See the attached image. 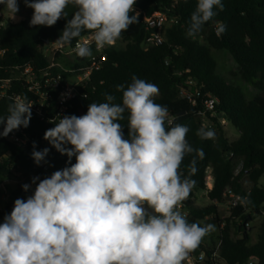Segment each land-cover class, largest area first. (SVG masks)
<instances>
[{"label": "clouds", "instance_id": "clouds-1", "mask_svg": "<svg viewBox=\"0 0 264 264\" xmlns=\"http://www.w3.org/2000/svg\"><path fill=\"white\" fill-rule=\"evenodd\" d=\"M137 0H23L33 10L30 26L52 27L67 18L69 5L76 10L56 43L71 48L72 41L89 32L96 49L114 46L122 33L137 24ZM11 15L19 12L18 0H0ZM224 10L222 0H197L187 35L195 36ZM225 29H217L220 35ZM81 58L91 57L88 41L72 49ZM122 92V102L112 94L101 103H89L83 115H64L47 129L44 139L70 166L41 179L26 199L17 198L0 223V264H184L215 224L190 223L178 210L195 186L196 159L185 176L181 165L202 149L186 139L189 127L175 123L166 105L155 102L157 85L132 76ZM32 103L17 98L0 116V137L29 126ZM127 113V117H125ZM127 119V135L121 121ZM200 139H214L215 131L200 128ZM39 166L50 149L35 150ZM75 157V163L71 159ZM31 185L25 183L27 192ZM241 203H250L248 196Z\"/></svg>", "mask_w": 264, "mask_h": 264}, {"label": "trees", "instance_id": "trees-1", "mask_svg": "<svg viewBox=\"0 0 264 264\" xmlns=\"http://www.w3.org/2000/svg\"><path fill=\"white\" fill-rule=\"evenodd\" d=\"M222 3L224 10L214 9L217 15L202 27L206 31L205 44H202L194 40L193 36L187 35L190 16L196 9L197 0H138L135 6L144 13L151 15L161 11L170 18H176L178 23L165 30L163 45L146 49L144 43L147 31L143 17H138L139 22L122 33L121 41L124 46H116L107 51L108 60L100 71L92 75L84 90L86 96L74 99L65 114L83 115L87 112L89 103L106 102V94L114 95L115 102L121 103L122 92L117 91V85L124 84L126 88L133 75L157 85L159 95L155 97V102L168 107L169 117L175 123L189 127L186 139L193 148L202 149L204 152L202 159L196 152L185 156L181 165V171L187 176L190 161L196 159L197 171L191 177L196 183L186 200L187 220L203 226L208 218H219L217 204L224 203V195L228 190L248 196L250 203H247V209L250 212L242 214L238 209L227 219L226 227L219 236L222 240L220 255L225 264H244L253 258L264 264V217H261L264 187L258 185V180L264 175V0H222ZM75 10L69 5L66 9L68 17L60 19L52 27H33L27 19L0 27V37L6 49L5 57L0 63V77H11L15 70H22L28 64L37 72L47 70L52 64V59L46 52L47 48L57 44L56 40L67 19L71 18ZM2 22L0 18V23ZM220 27L225 30L217 35ZM87 34L89 32H82L78 40ZM78 40L74 39L71 47ZM211 49L228 51L238 64L242 79L258 90V94L247 99L239 87L227 84L218 73ZM59 55L60 53L57 54ZM74 67L79 69L81 65L76 63ZM54 71L59 70L56 68ZM61 73L65 79L70 75L67 72ZM188 81H193L201 93L196 106L180 95ZM14 94L27 97L30 102L37 100V96L28 90L25 82L13 81L8 95L0 102V116L6 117L9 114L8 107L14 102ZM207 95L219 100L220 103L215 109L217 117L225 118L237 130L239 136L236 140H228L223 127L211 114H208L209 121L205 129L218 131L217 137L202 140L196 135L197 130L203 127L200 112L204 110L202 100ZM56 97L57 92L54 93V98ZM45 104L42 116L31 110L29 126L19 128L18 135L28 139L26 144L19 145L9 137H0V178L10 175L13 169L20 174L10 201L4 208L0 207V223L5 215L10 214L17 198L26 199L32 194L35 189V184L31 183L33 177L39 176L43 179L70 166L69 158L61 155L43 138L45 131L54 127L49 121L59 122L55 100H47ZM121 123L124 124L127 135V119ZM2 127L0 125V131ZM34 144L37 151L50 149L45 161L39 166L31 155ZM71 163H75V157L71 159ZM239 165L242 168L235 175ZM209 169L213 177V187L208 192V198L212 204L199 209L193 206L190 198L194 192L206 190ZM247 175L253 182L248 190L243 185ZM25 183L31 185L27 192L22 189ZM238 217L242 220L241 226L237 227V231L241 233L240 238H236L238 233H232L230 224ZM259 217L262 221L258 241L251 245L248 232H242L241 229L245 223ZM207 236L197 250L202 249L209 254L211 249L204 244ZM211 243L215 245L214 237L211 238Z\"/></svg>", "mask_w": 264, "mask_h": 264}, {"label": "built area", "instance_id": "built-area-1", "mask_svg": "<svg viewBox=\"0 0 264 264\" xmlns=\"http://www.w3.org/2000/svg\"><path fill=\"white\" fill-rule=\"evenodd\" d=\"M138 1V0H137ZM136 12H139V17H143L145 30L147 31V35L145 38V48L149 49L150 47L160 46L165 43V30L167 28L172 27L173 25L178 23L176 18H170L166 13L157 11L151 15L144 13L141 9L134 6ZM4 26V23H0V27ZM122 40L119 39L114 46H105L101 50H97L94 41L91 39V34H87L82 36L79 39V42L88 41L93 55L91 57L81 58L75 54L72 50L75 48V45L71 48H63L58 44L56 45V49L54 54H68L75 56L81 67L78 70H74L78 73H74L75 76L71 81L68 78H64L62 75V71L57 67L55 63H52L51 66L44 71L37 72L31 65H26L22 70H15L13 75L8 78L0 77V102L8 95L13 81H23L27 85V88L30 92L34 93L37 96L36 101H31L33 110L39 116H42L44 108L46 106L45 102L47 100L53 101L55 100V109H56V117L60 119V117L66 115L67 110L72 106L71 102L80 97L86 96L85 87L91 81L92 75L100 71L105 63L108 60L107 51L110 48L116 47L117 43ZM78 42V41H77ZM76 42V43H77ZM6 49L3 47L2 40L0 37V63L5 57ZM58 69L59 71L55 72L54 69ZM57 92V97L54 98V93ZM181 97L189 100L192 105L196 106L198 102V97H200V90L196 87L193 81L187 82V87H183L181 89ZM17 98H23L18 94L13 95V100L15 101ZM203 105L204 110L200 112V116L203 121V127L208 126V114H211L212 117H216L218 123L221 125H225L227 120L225 118L217 117L216 114V106L219 105V100L210 95H207L206 98L203 97ZM20 129L12 131L7 137L16 142L19 145H24L27 143L26 137H20L18 135ZM233 156V155H231ZM242 168L240 165L236 171L235 175H237ZM213 187V177L211 174V169L207 172L206 178V190L210 191ZM241 197H244L241 194L234 192L233 190H228L225 195V201L221 206L224 207V215H220L219 218L210 217L209 220H213L216 226V232L214 235H211L215 239V245L208 244L211 251L208 254L205 250L199 249L201 251L200 255H196V252L190 254L189 258L184 262V264H225L220 255V247L222 245V240L219 238L221 232L225 229L227 224V219L231 218L233 213L240 209L242 214L249 213L250 211L247 209V204L241 203ZM218 206L220 204H217ZM178 210L184 213L186 217L187 206L186 200L181 203ZM261 217H264V208L261 210ZM236 221H239V225L241 226L242 220L240 217L236 218ZM252 222H248L244 224V228L241 231H247L249 225ZM241 234V233H240ZM241 235L238 237L240 238ZM203 244V243H201ZM197 250V251H199ZM244 264H260L259 260L253 258Z\"/></svg>", "mask_w": 264, "mask_h": 264}, {"label": "rangeland", "instance_id": "rangeland-1", "mask_svg": "<svg viewBox=\"0 0 264 264\" xmlns=\"http://www.w3.org/2000/svg\"><path fill=\"white\" fill-rule=\"evenodd\" d=\"M19 4V12L16 14L15 19H11L10 13L7 11V9L2 5L0 7V18L3 20L4 25H7L11 22H18L20 20H30L32 16L33 10L31 8H28L23 3V0H18ZM205 37H206V31L204 29H201L199 33H197L195 36H193V39L198 41L199 43L205 44ZM117 47L122 48L124 45L122 41L120 40L117 45ZM56 49V45H50L47 48V54L52 59V63H55L58 65L57 67L62 72H67L70 75L68 76V80L71 81L73 77L75 76L74 73H78L74 70L75 64L79 63L78 59L73 55L68 54H61L57 56V54H54V51ZM211 54L213 59L217 63L218 73L222 76V78L225 80L227 84H232L237 87H239L242 92L245 94L247 99H252L255 95L258 94V90L250 86L248 83H246L242 77L241 72L238 64L235 62L232 55L226 51V50H214L211 49ZM224 134L228 138L229 141H234L238 138L239 134L237 130L232 126L230 122L227 121V123L223 126ZM207 127V126H206ZM204 127V128H206ZM215 131V138L217 137L218 131ZM240 166V165H239ZM238 166V167H239ZM20 179V174L16 172L14 169L12 170L11 174L6 177L0 178V193H1V203L0 207L4 208V206L10 201V197L12 195V192L16 188L18 182ZM243 185L245 189H250L253 185V182L251 181L250 177L247 175L245 176L243 180ZM258 185L264 187V175L258 180ZM198 196L193 194V197L190 198V200L193 203V206L196 208L202 209L207 206H209L211 201L209 200L208 196H206L203 191H198ZM224 208L220 207L221 214L223 213ZM187 213V211H185ZM262 218H256L252 221V223L249 225V228L246 232H248L250 236V244H255L258 241V235H259V228L261 224ZM212 223L215 224L213 220H205L203 224ZM232 227V233H238L236 235V238L240 236V233L237 231V227L239 225V221H232L231 223ZM207 240V238H206ZM211 240V239H210Z\"/></svg>", "mask_w": 264, "mask_h": 264}, {"label": "crops", "instance_id": "crops-1", "mask_svg": "<svg viewBox=\"0 0 264 264\" xmlns=\"http://www.w3.org/2000/svg\"><path fill=\"white\" fill-rule=\"evenodd\" d=\"M208 192H209V191H207V190L203 191V193H204L206 196H208ZM194 194H195L196 196H198L199 193H198V192H194ZM194 207H195V206H194ZM220 207H223V206H221V205L218 206L219 213H220V215H222V214H221L222 212H220ZM223 208H224V207H223ZM223 213H224V211H223ZM204 225H205V224H204ZM215 232H216V230L207 236V240H205L204 244H206V245L211 244V240H210V239L213 237V236H211V235H214Z\"/></svg>", "mask_w": 264, "mask_h": 264}, {"label": "water", "instance_id": "water-1", "mask_svg": "<svg viewBox=\"0 0 264 264\" xmlns=\"http://www.w3.org/2000/svg\"><path fill=\"white\" fill-rule=\"evenodd\" d=\"M200 253H201V251L199 250V251L196 252V255H200Z\"/></svg>", "mask_w": 264, "mask_h": 264}]
</instances>
